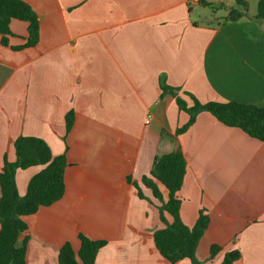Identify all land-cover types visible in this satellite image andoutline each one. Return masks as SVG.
<instances>
[{
	"label": "crops",
	"instance_id": "0c3cea01",
	"mask_svg": "<svg viewBox=\"0 0 264 264\" xmlns=\"http://www.w3.org/2000/svg\"><path fill=\"white\" fill-rule=\"evenodd\" d=\"M22 1L38 17L39 37L16 49L28 37L19 20L9 24L7 45L0 36V172L4 156L16 160L20 136L42 139L67 161L63 197L26 218L28 264H58L66 242L76 253L79 232L106 242L95 264H171L154 246L159 203L141 179L155 156L172 151L189 116L161 85L189 106L183 93L200 103L264 106L259 0H244L247 17L235 22L225 21L235 0ZM177 139L186 161L180 218L192 227L200 210L209 217L197 259L222 264L237 250L233 264H264V142L207 112ZM39 170L17 171L19 196ZM212 245L221 250L210 258Z\"/></svg>",
	"mask_w": 264,
	"mask_h": 264
},
{
	"label": "trees",
	"instance_id": "16d2710c",
	"mask_svg": "<svg viewBox=\"0 0 264 264\" xmlns=\"http://www.w3.org/2000/svg\"><path fill=\"white\" fill-rule=\"evenodd\" d=\"M235 8H229L226 22H235L247 17V3L235 0ZM209 6V5H207ZM256 20H264V0L257 3ZM11 20L28 24L27 42L19 48L35 46L39 37V21L36 13L22 0H0V36L1 44L7 45L10 35ZM162 94H170L176 99L180 111L188 114V122L177 128L174 134L173 149L170 153L157 155L153 159L148 175L141 179V184L151 191L158 203L159 218L163 228L153 232V243L161 257L171 264L188 259L192 264H203L196 257L199 240L209 224L205 210H200L192 227L186 226L179 215L181 201L177 196L186 171V161L178 142V136L184 133L201 112L209 113L216 121L226 127L237 128L247 136L264 142V106L242 104L231 101L200 103L192 95V104L178 96V89L161 85ZM73 124V114L65 117L68 132ZM16 160L9 162L3 157L0 172V264H28L30 227L26 220L42 207H49L59 201L65 193L64 172L67 166L65 155L53 156L45 141L36 137L20 136L13 142ZM31 167H40L33 175L24 196H19L15 184L17 171ZM158 183L166 191L164 196ZM138 197L143 198L140 189ZM166 215L170 220H167ZM80 248L75 253L69 242L58 252V264H95L97 252L106 245L104 240L91 237L87 232H79ZM221 248L210 247V258ZM239 251L225 254L222 264H233L240 259Z\"/></svg>",
	"mask_w": 264,
	"mask_h": 264
},
{
	"label": "built area",
	"instance_id": "2783aa9c",
	"mask_svg": "<svg viewBox=\"0 0 264 264\" xmlns=\"http://www.w3.org/2000/svg\"><path fill=\"white\" fill-rule=\"evenodd\" d=\"M146 123H148V121Z\"/></svg>",
	"mask_w": 264,
	"mask_h": 264
}]
</instances>
